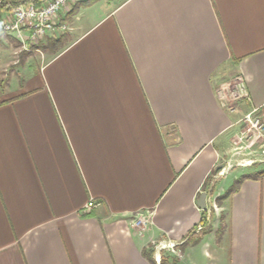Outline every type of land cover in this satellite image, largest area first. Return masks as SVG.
I'll list each match as a JSON object with an SVG mask.
<instances>
[{
    "label": "crops",
    "instance_id": "0c3cea01",
    "mask_svg": "<svg viewBox=\"0 0 264 264\" xmlns=\"http://www.w3.org/2000/svg\"><path fill=\"white\" fill-rule=\"evenodd\" d=\"M72 9L47 61L10 73L0 53V264H152L162 239L181 242L168 264H264V176L213 206L244 174L219 167L253 146L264 161V140H239L246 113L264 118V0Z\"/></svg>",
    "mask_w": 264,
    "mask_h": 264
},
{
    "label": "built area",
    "instance_id": "2783aa9c",
    "mask_svg": "<svg viewBox=\"0 0 264 264\" xmlns=\"http://www.w3.org/2000/svg\"><path fill=\"white\" fill-rule=\"evenodd\" d=\"M17 5L7 12L4 17L0 18V31L7 34H13L23 43L37 45L46 36L53 32L68 29V23L65 20L62 22L61 14L63 11L69 12L73 5L84 0H18ZM1 2V0H0ZM247 88L243 80H239L236 84L235 97H248ZM245 127L239 140L247 137L264 140V118L257 112L256 109L245 114L243 118ZM254 140L249 142L253 144ZM99 205L96 200L91 199L85 206V211ZM213 206L217 208L214 201ZM150 224V218L141 217L139 220L133 221V226L141 232L147 229ZM204 228L200 225L196 228V232H200ZM181 242H176L170 239H162L153 242L154 255L156 264H161L163 260L162 251L169 250L179 256H182L179 246Z\"/></svg>",
    "mask_w": 264,
    "mask_h": 264
},
{
    "label": "rangeland",
    "instance_id": "374dc122",
    "mask_svg": "<svg viewBox=\"0 0 264 264\" xmlns=\"http://www.w3.org/2000/svg\"><path fill=\"white\" fill-rule=\"evenodd\" d=\"M7 12L8 11L3 12L2 14L6 15ZM63 21H65V20H63ZM0 32L2 33L1 38H8L9 44L10 45H11V43L14 44L12 46H13V48H16L15 50H13V52H11V50L13 48L9 49V47L7 46L5 49V47L0 44V53L1 54L3 53V55L6 57L11 55L12 60H13L12 62H15V63H12L11 68L9 67L11 69V70L9 69L10 73L14 72V70L16 68L21 66V64L24 63L25 60H28V59L29 60H35L34 64L38 63L39 61L45 62V61H47V59H49L51 57V53H56L55 51H51L50 49L46 48V46H48V44H49L48 36L43 38V40L40 41L37 45H30V44L23 43L22 40L18 39L13 34H7L3 31H0ZM10 38L13 40H11ZM227 91L229 92V94H228L229 96L233 95V97H234L235 94H232V93H236L235 85L233 84L231 87H228ZM234 99H235V97H234ZM246 139H247L246 143H249L251 140H254L255 143L261 141V139H256L254 137H252V138L247 137ZM240 145H242V143ZM253 147H256V146H253ZM253 147L248 148L249 150L247 149V151H245L246 154L244 153L242 156L237 157V159H233L231 161L225 162L223 164V166L219 167V169H221V170H220L218 175H220L221 172H223V174H226L227 172L234 171V170H240L243 173H247V172L255 171V170L260 169V168H264V161L261 162V158H260L259 154L257 153L256 150H254ZM244 158L246 160H243ZM214 179H215V177H214ZM216 203H217V208L214 210L215 211L214 216L218 217L220 214V211H217V210L219 209L220 204L218 202H216ZM141 217H144V216H140L139 218H141ZM139 218L136 220H139ZM145 218H147V217H145ZM148 227H149V225H148ZM179 248L181 249V252L183 254L181 246H179ZM153 249H154V247H153ZM175 255L179 256L177 254H175ZM197 256L199 257V255H197ZM154 257H155V255H154Z\"/></svg>",
    "mask_w": 264,
    "mask_h": 264
},
{
    "label": "trees",
    "instance_id": "16d2710c",
    "mask_svg": "<svg viewBox=\"0 0 264 264\" xmlns=\"http://www.w3.org/2000/svg\"><path fill=\"white\" fill-rule=\"evenodd\" d=\"M35 1L39 2V0H35ZM94 1H96V0H84V1H81V2L76 3L73 6V9L71 11V14L72 15L75 14L80 7L88 6L91 3H93ZM18 3H19L18 0H1V2H0V15L3 12L9 11L12 8V6L17 5ZM1 35H2V33L0 32V38H1ZM65 39H66L65 36H62L60 38H51V39H49V44H48V46H46V48L47 49H50L51 51H55L56 52V51H58L62 47V45L66 41ZM214 173H216V171ZM263 176H264V169L256 170V171H251V172H247V173L242 174L240 177H238L234 181V183L229 187V189L224 194L218 196L217 202L219 204H221L234 191H236L239 188V186L241 185V183L243 181H245L246 179H248V178H261ZM211 179H212V177L209 180H211ZM203 220L206 221V215L203 217ZM209 231H211V226L210 225H207L205 229H203V230L200 231L201 232L200 234L202 235V234H205V233H207ZM145 255L152 262V264H156V261L154 259V249H153V246H150V248H148V249L145 250ZM161 264H168V261L166 260V258L164 256H163V260H162V263Z\"/></svg>",
    "mask_w": 264,
    "mask_h": 264
},
{
    "label": "water",
    "instance_id": "95a60500",
    "mask_svg": "<svg viewBox=\"0 0 264 264\" xmlns=\"http://www.w3.org/2000/svg\"><path fill=\"white\" fill-rule=\"evenodd\" d=\"M207 192L204 191L202 194H201V197H200V201H199V205L201 208L203 209H206L207 208Z\"/></svg>",
    "mask_w": 264,
    "mask_h": 264
}]
</instances>
